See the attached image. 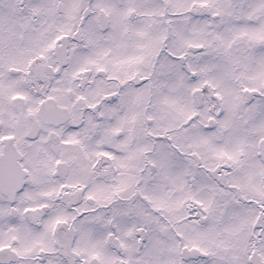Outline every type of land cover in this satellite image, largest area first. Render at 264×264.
Listing matches in <instances>:
<instances>
[{"label": "snow or ice", "instance_id": "1", "mask_svg": "<svg viewBox=\"0 0 264 264\" xmlns=\"http://www.w3.org/2000/svg\"><path fill=\"white\" fill-rule=\"evenodd\" d=\"M0 264H264V0H0Z\"/></svg>", "mask_w": 264, "mask_h": 264}]
</instances>
